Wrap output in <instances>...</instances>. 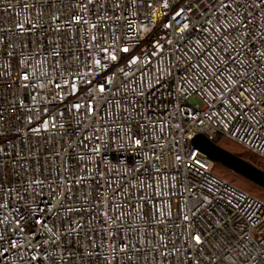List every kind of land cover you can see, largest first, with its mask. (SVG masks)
I'll list each match as a JSON object with an SVG mask.
<instances>
[{
	"label": "built area",
	"instance_id": "built-area-1",
	"mask_svg": "<svg viewBox=\"0 0 264 264\" xmlns=\"http://www.w3.org/2000/svg\"><path fill=\"white\" fill-rule=\"evenodd\" d=\"M198 134L264 160V0H0V264H264Z\"/></svg>",
	"mask_w": 264,
	"mask_h": 264
},
{
	"label": "water",
	"instance_id": "water-1",
	"mask_svg": "<svg viewBox=\"0 0 264 264\" xmlns=\"http://www.w3.org/2000/svg\"><path fill=\"white\" fill-rule=\"evenodd\" d=\"M191 145L199 149L216 165H220L264 189V170L241 155L225 149L204 134L196 135L191 140Z\"/></svg>",
	"mask_w": 264,
	"mask_h": 264
},
{
	"label": "rangeland",
	"instance_id": "rangeland-1",
	"mask_svg": "<svg viewBox=\"0 0 264 264\" xmlns=\"http://www.w3.org/2000/svg\"><path fill=\"white\" fill-rule=\"evenodd\" d=\"M218 144L220 146L224 147L225 149H227L233 153H236L238 155H241L244 152L243 148H241L235 142H233L227 138L221 139ZM254 164L264 170V160L262 158L256 156V158L254 160ZM215 172L221 178L227 180L231 184L237 186L238 188L246 191L250 195H252V196H254V197H256V198H258L264 202V189H262L261 187L247 181L246 179L236 175L232 171H230V170H228V169H226L220 165L215 166Z\"/></svg>",
	"mask_w": 264,
	"mask_h": 264
},
{
	"label": "trees",
	"instance_id": "trees-1",
	"mask_svg": "<svg viewBox=\"0 0 264 264\" xmlns=\"http://www.w3.org/2000/svg\"><path fill=\"white\" fill-rule=\"evenodd\" d=\"M241 156L244 159L249 160L250 162H252L254 164V160L256 158V155L252 154L251 152L244 150V152L241 154Z\"/></svg>",
	"mask_w": 264,
	"mask_h": 264
},
{
	"label": "snow or ice",
	"instance_id": "snow-or-ice-1",
	"mask_svg": "<svg viewBox=\"0 0 264 264\" xmlns=\"http://www.w3.org/2000/svg\"><path fill=\"white\" fill-rule=\"evenodd\" d=\"M197 239H199V237H197Z\"/></svg>",
	"mask_w": 264,
	"mask_h": 264
}]
</instances>
